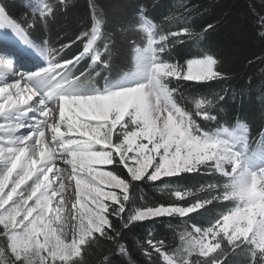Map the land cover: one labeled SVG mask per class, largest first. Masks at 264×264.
Instances as JSON below:
<instances>
[{"label":"snow or ice","instance_id":"obj_1","mask_svg":"<svg viewBox=\"0 0 264 264\" xmlns=\"http://www.w3.org/2000/svg\"><path fill=\"white\" fill-rule=\"evenodd\" d=\"M60 6L66 0H35L28 5L31 19L17 21L0 5V28L6 30L0 33V264H88L87 254L105 244L108 251L98 264H115L117 254L135 264L120 242L122 230L163 217L187 218L180 220L182 243L171 248L150 233L141 245L148 264H234L236 257L242 264H264V135L253 147L247 125L239 121L231 128L203 129L195 118L217 121L210 111L214 100H195L189 110L177 102L179 88L170 86L172 79L226 78L211 52L186 61V68L164 58L170 37L202 34L188 27L160 32L140 6L145 43L133 42L132 66L113 79L107 40L97 44L104 37L95 16L89 32L58 47L28 38L37 13L47 24ZM260 21L264 26V16ZM9 30L44 61L41 69L16 72ZM209 30L211 23L203 29ZM259 35L264 38V30ZM77 41L81 50L64 56ZM192 173L221 179L194 190L164 182L159 190L171 198L193 199L127 209L133 181ZM72 181L71 223H61ZM221 202L232 203L206 226L190 223L191 214Z\"/></svg>","mask_w":264,"mask_h":264},{"label":"trees","instance_id":"obj_2","mask_svg":"<svg viewBox=\"0 0 264 264\" xmlns=\"http://www.w3.org/2000/svg\"><path fill=\"white\" fill-rule=\"evenodd\" d=\"M55 3L56 0H50ZM35 0H0L8 15L17 21L25 17L31 19L32 9L29 4ZM144 6L146 16L158 26L160 32L177 31L188 27L202 35L197 39L187 36L170 37L168 50L164 58L187 67L186 61L197 59L205 52L214 54L225 74V79L207 82L170 81L171 87H178L177 102L189 110H193L195 100L213 99L215 106L210 109L217 121H205L196 117L197 123L207 131H216L218 127H234L237 121L248 127L249 143L255 147L264 135V38L259 32L264 30L260 17L264 16V0H66V6H60L54 17L47 24L42 23L37 13L33 27L28 28V38L33 42L47 39L50 45L58 47L61 43L76 41L84 32L91 30L94 16L101 20V32L104 39L97 41L103 47L107 40L111 53L109 75L119 78L132 66L134 43L142 46L144 34L139 30V8ZM211 23L214 30L204 32ZM183 42H180V41ZM82 48L77 41L64 50L63 55L71 58ZM88 60H83L79 68H87ZM223 99H220V97ZM107 166L105 168H110ZM119 173L127 177L124 169ZM151 171V169H150ZM221 179L204 174H184L177 177H164L161 181H133L132 199L127 205L143 207L161 203L186 204L193 197L175 200L169 196L168 190L160 191L164 182L173 187L194 190L209 182ZM204 196L206 193H197ZM232 202H221L209 205L208 210L191 214L194 219L190 223L206 226L209 220L225 209ZM203 213V214H202ZM179 217H163L138 222L129 229L122 230L120 242L125 245L128 254L135 264H148L141 250V245L149 238L163 239L171 248L182 243L180 232L184 225ZM105 244L94 248L87 254L88 264H98L103 252L108 251ZM241 257L234 258V264H242ZM115 264H128V258L113 256Z\"/></svg>","mask_w":264,"mask_h":264},{"label":"bare ground","instance_id":"obj_3","mask_svg":"<svg viewBox=\"0 0 264 264\" xmlns=\"http://www.w3.org/2000/svg\"><path fill=\"white\" fill-rule=\"evenodd\" d=\"M6 30L2 28V32H5ZM7 40L9 42L10 45H13L14 47V53L15 55L18 56L19 61L21 62V64L26 67V69H28V72L30 73H34L35 71L41 69L44 64L42 62H39V60L32 58L33 53L32 51L30 52L29 48L27 47V45H25L21 40H18V38L15 37V35L13 33L10 32V30L8 31V36H7ZM3 41H0V44H2ZM34 62V63H33ZM70 171V169H69ZM67 182V181H66ZM72 185H75V182L72 181ZM67 195H69V190H67L64 193V201H63V207H64V213L62 214L61 217V223H64L65 221H68L69 223H71L70 221V209H71V204L68 203L67 200ZM77 207H79V205H77ZM68 238H71V233H68Z\"/></svg>","mask_w":264,"mask_h":264},{"label":"rangeland","instance_id":"obj_4","mask_svg":"<svg viewBox=\"0 0 264 264\" xmlns=\"http://www.w3.org/2000/svg\"><path fill=\"white\" fill-rule=\"evenodd\" d=\"M42 60V59H41ZM42 63H44V61L42 60ZM105 167H107V166H105Z\"/></svg>","mask_w":264,"mask_h":264}]
</instances>
